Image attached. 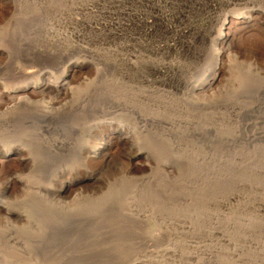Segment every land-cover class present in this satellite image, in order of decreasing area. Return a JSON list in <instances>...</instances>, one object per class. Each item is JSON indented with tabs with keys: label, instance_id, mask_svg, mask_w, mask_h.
Returning a JSON list of instances; mask_svg holds the SVG:
<instances>
[{
	"label": "rangeland",
	"instance_id": "obj_1",
	"mask_svg": "<svg viewBox=\"0 0 264 264\" xmlns=\"http://www.w3.org/2000/svg\"><path fill=\"white\" fill-rule=\"evenodd\" d=\"M0 205V264H264V0H0Z\"/></svg>",
	"mask_w": 264,
	"mask_h": 264
},
{
	"label": "bare ground",
	"instance_id": "obj_2",
	"mask_svg": "<svg viewBox=\"0 0 264 264\" xmlns=\"http://www.w3.org/2000/svg\"><path fill=\"white\" fill-rule=\"evenodd\" d=\"M238 1V0H237ZM240 1V0H239ZM248 1V0H247ZM138 17V16H137ZM170 26H168V28H169ZM170 29V28H169ZM219 32H220V34L222 33V29H220V30H218ZM44 32V31H43ZM188 45V44H187ZM225 59V56H224V54L222 53V52H217L215 55H213V57H212V60H213V63L209 66V69H208V71H206V73H203V75L202 74H200L199 76H197L196 78H194V80H187V82H185L184 83V86H185V89L186 90H188L189 91V95L190 96H192V98L193 97H196V99H200V98H202L204 95H205V93H207L208 91L210 92V88H212V87H214L217 83H218V81H219V70H220V68L223 66V61H225L224 60ZM151 67V66H150ZM63 81H64V78H60L59 80H56V81H53V83H51V82H49V83H46V85H44V86H42L41 84V86H36V87H34L30 92H28L29 90H28V88H27V86H24V87H22V89L21 90H12V91H10V92H5L6 94H8V96H10V97H13L14 98V100L13 101H16L17 100V102L19 103V104H21V103H25L26 105L27 104H29L30 103V101L31 100H29V98H28V95H29V93H32L33 92V95H34V93H39V94H45L44 92H46V89L47 88H53V89H55L57 92H59V91H61V89L62 88H64V84H62L63 83ZM181 83V82H180ZM178 87V86H177ZM20 88V87H19ZM32 88V87H31ZM179 88H180V86H179ZM214 89V88H213ZM177 90V89H176ZM54 92V91H53ZM43 94H42V96H43ZM152 94V93H151ZM31 95V94H30ZM29 95V96H30ZM32 95V96H33ZM148 95V94H147ZM37 96V95H36ZM41 96V95H40ZM153 96V95H152ZM147 97V96H146ZM145 97V98H146ZM13 98H11V99H13ZM71 98H72V96H71ZM195 99V98H194ZM10 100V99H9ZM73 100V99H72ZM74 100H75V97H74ZM150 100V99H149ZM149 100H146V101H149ZM192 100V99H191ZM129 100H127L126 101V103L128 102ZM12 102V101H11ZM15 103V102H14ZM17 103V104H18ZM165 103V102H164ZM134 104V103H133ZM33 105V104H32ZM127 105V104H126ZM131 105V104H130ZM139 105V104H138ZM141 105V104H140ZM139 105V106H140ZM164 105H166V103L164 104ZM133 106V105H132ZM143 106V105H142ZM142 106H140V107H142ZM155 105H150V103H149V107H146V108H143V109H141L140 111H138V110H136V111H133V113L136 115V117L137 118H135L136 119V121H137V124H138V126L140 127L139 129V131H137L138 132V136L139 137H141V138H143L145 135H147L148 136V133H149V131H151V129H153L154 127H156L157 125V118H156V111H155V107H154ZM18 107V106H17ZM56 107V106H55ZM111 107L114 109V110H122L123 109V107H124V104L122 103V102H120V101H118V102H113L112 104H111ZM128 107V106H127ZM136 107H138L137 105H136ZM27 108V107H26ZM129 108V107H128ZM131 108V107H130ZM134 108V107H133ZM139 108V107H138ZM8 109V108H7ZM24 109V108H23ZM28 109V108H27ZM56 109H58V108H55V112L57 111ZM127 110V109H126ZM158 110V109H157ZM131 111V110H130ZM47 112H49V111H47ZM122 112H124V111H122ZM132 112V111H131ZM6 113V112H5ZM4 113V114H5ZM22 113V112H21ZM44 115V114H43ZM47 115V114H46ZM45 115V116H46ZM121 115V114H120ZM124 114H122V116H123ZM51 116V115H50ZM121 116V117H122ZM135 117V116H134ZM158 120H160V119H158ZM102 120H100V122H101ZM104 121V120H103ZM102 121V122H103ZM161 121V120H160ZM101 122V123H102ZM106 123V127H111V128H114V126H117L118 128H119V130H120V132L122 131V129H124L125 128V125L124 124H121V122L120 123H117L116 122V120L114 121V120H107V121H105ZM104 124V123H103ZM96 125H97V123H96ZM100 125V124H99ZM99 125H97V126H99ZM156 125V126H155ZM160 125H162V124H160ZM101 126H102V124H101ZM100 126V127H101ZM104 126V125H103ZM100 127H97V128H100ZM102 128V127H101ZM116 129V128H115ZM104 130V129H103ZM130 130V129H129ZM135 130H137V129H135ZM110 131V130H109ZM132 133V132H131ZM96 134V133H95ZM151 135V134H150ZM152 136V135H151ZM261 136V135H260ZM263 136V135H262ZM102 137V136H101ZM135 137V136H134ZM118 139L119 140H121L123 143H125V144H130V145H134L133 144V140L131 139V137H129V136H123L122 135V133H119L118 134ZM66 141V140H65ZM108 141H106L105 140V143L104 144H102L101 145V147H98V148H96L94 151L95 152H93L92 154H93V156H96V155H104V154H100V153H102L103 151H105V150H107V147H108V145L110 144V143H107ZM138 142V141H137ZM154 142V141H153ZM62 144V143H61ZM58 146H60V144H58ZM65 147V146H64ZM86 148V147H85ZM87 150V149H86ZM20 151V150H19ZM18 151V152H19ZM147 153V152H146ZM144 156H145V154L143 153V154H141L140 152H137V153H135V154H133V155H131L130 156V160H131V162H132V164H133V168L135 167V168H138V169H143V170H145V169H147L148 168V166H147V164L145 165H143V164H140V163H137V161H138V159H141V158H144ZM89 157H90V155H89ZM102 158V157H101ZM94 159V158H93ZM147 160V159H146ZM23 161V160H22ZM26 163V162H25ZM165 166V165H164ZM170 167V166H169ZM166 169V168H165ZM170 171V170H169ZM71 182V181H70ZM24 183V182H23ZM82 184H84V182H83V180H79V181H74V182H72V183H70V184H64L63 186H61V188H60V190L59 191H57V194L60 196V197H66L67 195H69L70 193H72L78 186H81ZM87 184V183H86ZM89 184V183H88ZM26 185V184H25ZM80 188V187H79ZM68 198V197H67ZM63 200V199H62ZM62 202V201H61ZM64 202V201H63ZM0 212H3L6 216H7V218L9 217V218H20L21 217V214L20 213H18V212H15V211H13V210H11V209H9V208H6V207H3V206H1L0 205ZM6 216H5V218H6ZM26 218V217H25ZM23 220H25L24 218H23ZM224 239V238H223ZM225 240V239H224ZM220 242V241H219ZM224 242V241H223ZM222 243V242H221ZM211 245V244H210ZM227 245V244H226ZM218 249V248H217ZM168 251V250H167ZM168 252H171V250L170 251H168ZM208 254H210V253H208ZM152 255V254H151ZM163 255V254H162ZM164 255H165V253H164ZM207 256V255H206ZM205 256V257H206ZM159 257V256H158ZM208 257V256H207ZM206 257V258H207ZM147 258H150V257H147ZM162 258H164V257H162ZM162 258H160V259H162ZM159 259V258H158ZM146 260V259H145ZM205 260V259H204ZM147 261V260H146ZM163 260H161V262H162ZM197 261H199V260H197ZM196 261V262H197ZM216 261V260H215ZM214 261V262H215ZM137 262V261H136ZM148 262H149V260H148ZM204 262V261H203ZM147 263V262H146ZM152 262L150 261V263L149 264H151ZM201 263V262H200ZM206 263V262H205ZM142 264H143V261H142ZM153 264H155V263H153Z\"/></svg>",
	"mask_w": 264,
	"mask_h": 264
}]
</instances>
